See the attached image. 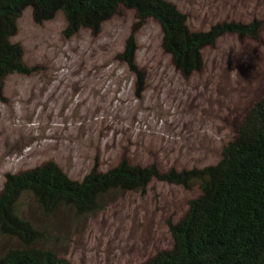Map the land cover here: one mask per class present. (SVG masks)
Segmentation results:
<instances>
[{
  "label": "rangeland",
  "instance_id": "374dc122",
  "mask_svg": "<svg viewBox=\"0 0 264 264\" xmlns=\"http://www.w3.org/2000/svg\"><path fill=\"white\" fill-rule=\"evenodd\" d=\"M188 17L193 31L219 22L262 21L255 41L224 36L204 51L205 69L186 80L162 49V30L149 20L134 31L136 15L121 8L98 34L81 30L65 38L61 13L37 24L32 10L18 21L12 39L24 49L29 76L0 81V192L4 176L49 161L81 180L99 158L106 171L123 157L156 164L164 172L215 164L236 134L237 122L264 98V0H168ZM134 35L137 65L147 74L144 98L134 76L117 59ZM200 190L153 181L146 192H112L101 208L76 217L64 209L45 216L31 195L22 216L44 234L33 247L71 264H146L173 246L168 222H179ZM0 235V257L23 248Z\"/></svg>",
  "mask_w": 264,
  "mask_h": 264
},
{
  "label": "trees",
  "instance_id": "16d2710c",
  "mask_svg": "<svg viewBox=\"0 0 264 264\" xmlns=\"http://www.w3.org/2000/svg\"><path fill=\"white\" fill-rule=\"evenodd\" d=\"M121 8L136 15L134 31L149 20L162 30V49L186 80L205 69L204 51L214 48L224 36L239 41L259 38L262 21L219 22L207 31H193L188 17L168 0H0V81L12 75L29 76L34 68L24 58V49L12 39L18 21L31 9L37 24L65 19V38L88 29L98 34L105 22ZM138 45L130 35L117 59L134 76L138 101L147 89V74L137 65ZM239 121L236 134L226 143L215 164L162 172L156 164H132L123 157L102 171L99 158L81 180L72 179L56 162L4 176L0 192V235L14 237L23 248L10 249L0 264H71L50 250L33 247L44 234L22 216L21 200L31 195L45 216L69 209L76 217L101 208V200L112 192H146L153 181L181 186L197 184L200 195L189 201L177 223L168 222L173 246L146 264H264V98L254 103Z\"/></svg>",
  "mask_w": 264,
  "mask_h": 264
}]
</instances>
